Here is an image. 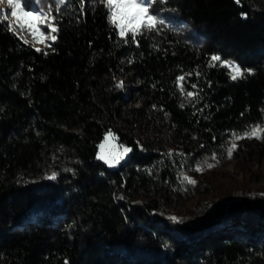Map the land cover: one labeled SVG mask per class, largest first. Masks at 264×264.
I'll list each match as a JSON object with an SVG mask.
<instances>
[{
	"label": "trees",
	"instance_id": "16d2710c",
	"mask_svg": "<svg viewBox=\"0 0 264 264\" xmlns=\"http://www.w3.org/2000/svg\"><path fill=\"white\" fill-rule=\"evenodd\" d=\"M49 4L57 16L54 0L31 7ZM153 9L165 24L126 43L99 0L83 15L70 0L39 52L0 20V264H264V186L169 204L182 174L264 124V0ZM212 55L252 74L234 81ZM109 132L132 149L113 169L96 159ZM243 156L264 159V139Z\"/></svg>",
	"mask_w": 264,
	"mask_h": 264
},
{
	"label": "snow or ice",
	"instance_id": "6c2138e0",
	"mask_svg": "<svg viewBox=\"0 0 264 264\" xmlns=\"http://www.w3.org/2000/svg\"><path fill=\"white\" fill-rule=\"evenodd\" d=\"M156 2L157 0H99V3L103 4L108 10L109 22L118 29V35L122 39H125L126 43L128 42L129 34L132 42H135L137 35L141 34L143 31H159L160 26L165 24V21L159 18L153 9V5ZM236 2L239 3L240 0H236ZM6 3L8 9L0 10V20H5L8 15H11L18 22L19 33L22 34L26 26L30 30L29 34L32 35L34 41L45 43L44 40H37V35H46L47 39L53 42L56 40V35L53 34L58 32V28L55 26L54 22L62 12L63 7L70 3V0H54V10L57 13V16H53V7L51 4L48 6L46 14L42 8H37L36 10L32 9V3L43 5L45 0H6ZM78 3L80 6V13L83 15L85 10V0H78ZM8 28L9 31H17V27L13 24H9ZM41 29L44 30L42 31ZM48 46L49 45L45 43V47ZM36 51L39 52L41 49H36ZM44 54L47 55V53ZM217 62H219L220 67H226L229 69V75L232 80L243 78L245 73L249 75L252 74L251 69H242L235 62L223 60L219 55H212L208 66L215 67ZM184 79V76L177 77V86L180 88L182 95H184V86L181 82L184 81ZM120 86L121 84H117V87ZM192 87L196 88V85H192ZM195 95L196 94L192 91H188L186 94L187 98H195ZM262 132H264V124H257L250 127V130L246 129L242 133L233 132L231 134L233 142L231 143V146L227 148L228 157L231 158L233 151L236 149L235 141L244 138L264 139V135L261 134ZM110 137H112L111 132L108 133L105 140H108ZM100 147L103 149L104 145L101 144ZM120 147L123 149L122 152H112L107 156L98 155L97 158L104 160L109 167H114L132 151L131 148L124 147L123 145ZM168 155L171 156L172 153L170 152ZM211 159L217 160V156L213 154ZM217 162L219 161L217 160ZM203 164L208 168L215 167V164L207 163V160L203 161ZM181 167H183V165ZM195 170H202L201 163H197ZM55 176L56 174L53 173L48 179H55ZM182 182H186L189 185H195L193 179L183 174ZM170 219L174 222H179L175 217H171ZM65 264H68V262L65 261Z\"/></svg>",
	"mask_w": 264,
	"mask_h": 264
},
{
	"label": "rangeland",
	"instance_id": "374dc122",
	"mask_svg": "<svg viewBox=\"0 0 264 264\" xmlns=\"http://www.w3.org/2000/svg\"><path fill=\"white\" fill-rule=\"evenodd\" d=\"M5 0H0V10L6 9ZM7 19L19 29L18 22L16 19L10 15H8ZM19 36L31 44L34 47L41 48L44 43L36 42L33 40L32 35H28L26 33H19ZM37 40H47V36H38ZM226 68V67H225ZM228 71L229 69L226 68ZM239 80V79H237ZM234 80V81H237ZM264 135V132L261 133ZM108 134L105 135V137ZM104 140L99 144L96 159L98 161L104 162V160L98 159V155H109L112 152H122L123 149L120 147L121 145L117 143L115 137L112 135L108 140ZM261 139L256 138H244L235 141L236 149L233 151L231 158L226 155L223 160L215 161H207V163L215 164V167L208 168L206 165L201 163L202 170L196 171V166L193 167L191 171L188 172V177L195 181V185H189L188 187H182L180 192L176 189H173V193L170 195L169 204L171 209L178 213H191L195 212L198 209V205L214 196L215 193L219 194V191H222L223 188H227L228 186H246L251 188H258L264 186V159L257 161L252 158L250 160L249 156L244 155V147L245 145H253L255 142H260ZM233 140L230 142V146ZM103 144L104 148L101 149L100 145ZM125 147V146H124ZM129 157V153L123 160L120 161L114 167H107L113 169L118 165L124 163ZM190 173V174H189ZM206 190H213L210 195L206 197L204 196V192Z\"/></svg>",
	"mask_w": 264,
	"mask_h": 264
}]
</instances>
